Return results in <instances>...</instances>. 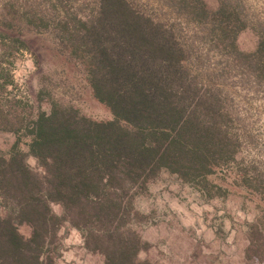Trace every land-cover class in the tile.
<instances>
[{
  "label": "trees",
  "instance_id": "trees-1",
  "mask_svg": "<svg viewBox=\"0 0 264 264\" xmlns=\"http://www.w3.org/2000/svg\"><path fill=\"white\" fill-rule=\"evenodd\" d=\"M169 1L264 87V29L253 51L240 50L236 38L247 20L238 3L217 0L212 8L205 0ZM161 15L129 0H97L89 17L75 15L57 27L69 55L84 65L93 96L110 110L108 120L53 98L48 110L32 113L12 92L11 74L15 52L29 47L0 31V131L15 134L0 151V264H57L63 224L79 232L86 250L103 256L102 264H142L138 253L146 242L132 226L138 217L133 200L148 182L167 171L204 183L236 161L239 141L227 127L231 111L211 75L201 71L202 54ZM249 230L245 256L254 264L264 258V236L255 225Z\"/></svg>",
  "mask_w": 264,
  "mask_h": 264
},
{
  "label": "rangeland",
  "instance_id": "rangeland-1",
  "mask_svg": "<svg viewBox=\"0 0 264 264\" xmlns=\"http://www.w3.org/2000/svg\"><path fill=\"white\" fill-rule=\"evenodd\" d=\"M129 1L139 9L161 13L168 22L175 21L180 38L202 54L205 70L201 71L211 75L224 108L231 111L227 127L239 141L236 161L207 175L204 183L183 182L161 171L134 198L138 217L132 226L146 242L138 257L142 264H252L245 256L249 228L257 226L258 234L264 236V87L213 48L202 29L188 22L170 1ZM205 1L212 8L218 3ZM232 1L240 5L247 20L237 35V46L251 52L264 29V0ZM96 5L97 0H0V23L12 27L0 26V31L23 39L29 47L15 52L11 74L16 84L12 92L28 101L32 113L48 110L49 98H53L92 119L112 118L108 107L93 96L84 65L69 55L57 30L70 17H89ZM192 67L200 73L199 66ZM14 140V133L0 131V151L9 149ZM28 140L23 138V142ZM21 147L27 150L24 143ZM27 161L36 168L32 156ZM52 208L60 212L57 204ZM20 230L25 235L29 232L26 225ZM58 236L61 256L57 264L103 263L101 254L84 248L76 229L63 224ZM254 264H264V258Z\"/></svg>",
  "mask_w": 264,
  "mask_h": 264
}]
</instances>
